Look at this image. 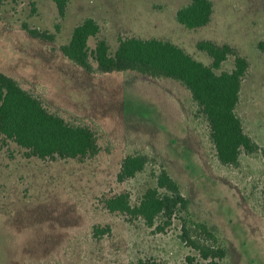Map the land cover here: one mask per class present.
Instances as JSON below:
<instances>
[{
	"label": "rangeland",
	"instance_id": "1",
	"mask_svg": "<svg viewBox=\"0 0 264 264\" xmlns=\"http://www.w3.org/2000/svg\"><path fill=\"white\" fill-rule=\"evenodd\" d=\"M189 1L69 0L62 17L54 0H2L0 71L52 112L98 130L101 152L85 161H43L0 140V264H185L194 252L179 239L178 225L156 233L142 219L105 208V198L122 192L135 205L154 184L153 168L117 182L123 159L133 153L165 166L194 219L214 228L228 249L226 264H264V156L244 154L239 168L221 165L208 125L195 116L181 84L131 71L90 74L61 51L86 18L101 29L89 41L92 49L99 40L115 52L120 39L158 38L210 65L197 43L229 45L249 62L237 113L264 147V0H211L212 20L196 30L176 21ZM26 26L53 41L33 37ZM234 60L219 72L232 71ZM96 226L110 232L97 238Z\"/></svg>",
	"mask_w": 264,
	"mask_h": 264
},
{
	"label": "trees",
	"instance_id": "2",
	"mask_svg": "<svg viewBox=\"0 0 264 264\" xmlns=\"http://www.w3.org/2000/svg\"><path fill=\"white\" fill-rule=\"evenodd\" d=\"M59 13L65 16L69 0H54ZM2 0H0L1 12ZM214 14L211 0H190L176 13V21L188 30L207 26ZM29 33L41 40L53 41L54 36L39 30ZM101 29L93 18H86L75 27L71 40L61 47L64 56L90 74L136 72L153 79H169L181 84L190 94L196 108L195 116L208 125L209 139L216 158L226 167L239 168L242 155L264 156V147L246 130L237 113L244 78L249 70L246 58L238 56L229 45L219 46L201 41L196 47L212 60L210 65L195 59L183 48L165 39H120L115 52L106 40H99L94 49L89 45ZM264 49V43L260 44ZM234 56L232 71H221L222 65ZM0 140L3 145L13 142L28 158L40 160H79L96 157L101 152L99 131L52 112L44 100L13 77L0 71ZM155 165H158L157 169ZM153 168V185L148 186L137 204L133 205L127 192L104 200L110 213L129 221L142 219L156 233H166L178 225L179 239L194 254L185 264H226L228 249L220 244L214 228L194 219L190 201L165 166L146 153L126 156L117 174V182L125 183ZM264 198V187L262 189ZM110 227H94V236L102 238ZM139 264H156L140 261Z\"/></svg>",
	"mask_w": 264,
	"mask_h": 264
}]
</instances>
